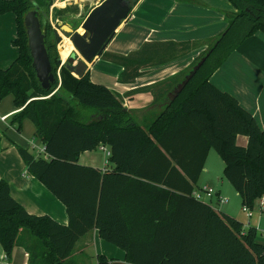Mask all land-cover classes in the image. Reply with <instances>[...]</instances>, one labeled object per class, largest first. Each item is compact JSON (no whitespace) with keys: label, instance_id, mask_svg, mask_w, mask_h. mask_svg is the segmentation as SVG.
<instances>
[{"label":"trees","instance_id":"16d2710c","mask_svg":"<svg viewBox=\"0 0 264 264\" xmlns=\"http://www.w3.org/2000/svg\"><path fill=\"white\" fill-rule=\"evenodd\" d=\"M137 1L129 0L131 8ZM229 1L236 10L226 16L225 29L199 58L208 53L204 63L176 95L192 69L182 78L188 67L135 90L151 91L153 103L162 104L140 122L123 98L93 81L89 71L77 77L61 63L49 21L53 0H0V14L15 15L13 45L19 50L10 66L0 67V101L13 95L20 109L12 117L18 130L25 118L35 125L34 137L44 143L45 155L22 146L18 152L29 173L65 205L69 218L61 224L47 214L27 212L8 182L0 180V243L7 257L21 245L30 264H78L71 258L77 241L97 228L102 239L126 253L124 261L100 254L97 264H264V243L254 225L245 227L194 195L212 149L242 206L255 209L264 194V129L234 95L210 80L246 38L264 33V0ZM34 9L55 75L48 90L36 77L24 24ZM190 47L169 40L146 42L128 55L106 54L127 63L116 61L124 66L118 79L132 83L142 68L171 61L176 50ZM241 135L247 137L245 145L237 141ZM100 145L109 147L108 168L79 162L82 152ZM22 229L31 242L22 243Z\"/></svg>","mask_w":264,"mask_h":264},{"label":"crops","instance_id":"0c3cea01","mask_svg":"<svg viewBox=\"0 0 264 264\" xmlns=\"http://www.w3.org/2000/svg\"><path fill=\"white\" fill-rule=\"evenodd\" d=\"M81 1L82 0H53L49 12L50 18H54L55 16L53 12L54 7L59 10L69 3H81ZM100 1L101 0L90 2L91 8L98 5ZM147 2L148 0H139L133 5L129 15L121 22L115 36L105 51L128 55L130 52L138 50L146 42L169 41L165 33L157 29L142 27L143 24H145V19L150 21L149 18L151 19L153 17L154 10L150 9V5L143 10V6L146 5ZM219 2L223 3V7L231 5L234 11L236 10L229 0H219ZM154 7L157 10L159 9V11L165 8L167 10L166 13L168 11L171 13L178 9V14L174 17V22L178 24L182 22V20H188L186 18L187 15L194 11L193 4L190 2H181V4H178L170 1L167 5H159L160 8ZM57 19L58 18H56V20ZM222 20L225 21L224 17H222ZM187 24L188 23H186V25ZM224 24V26L227 25V23ZM218 30L220 29L212 31L211 34L213 35L211 38L216 36ZM16 36L15 15L11 12L0 14V67L2 68L10 66L18 56V47L13 45V40ZM173 41L190 43L193 48L188 53L186 52L185 55L191 54L193 56L184 59L181 57L174 58L166 63L146 66L141 69L142 75L137 77L132 83L119 81L118 78L123 72L124 66L109 60H104L101 58L103 53L89 63L90 66L87 70L90 72V77L93 81L98 83L102 82L117 92L123 98L124 106L133 110L135 118L141 122L150 117L149 114L151 111H158L162 107V104H153V94L151 91L135 90L152 86L156 82L169 78L177 72L186 69L193 62L195 57L208 46V40L194 42L191 40H184L180 37L178 39H173ZM198 46H203L204 48L201 47L203 49L194 50ZM210 80L220 89L234 95L239 103L254 115L259 125L264 129V33L258 31L246 38L227 57L224 63L216 69L211 75ZM19 110L20 109L14 104L13 95H7L1 99L0 180H6L8 182L11 195L23 205L27 212L36 215L47 214L57 222L67 224L69 218L65 205L40 180L29 173L26 164L18 152L17 146H22L28 148L37 155H45L44 143L41 139L34 137L36 127L30 119H23L21 130L17 129V123L13 122L12 117ZM2 116H6V118L2 119ZM237 141L239 144L245 145L247 143V137L243 135L238 136ZM101 146H103L104 149H102ZM98 149L106 152L109 158V147L100 145L95 150L82 152L79 156V162L103 169L108 168L109 164L99 163L97 161L95 151ZM210 152L196 189L203 187L214 189L216 195H213L210 200L215 198L220 202L219 196L226 198V202L214 204L210 201V204L214 209L223 210L236 217L243 222L245 227L254 225L258 231V240L264 243V208L260 210L257 203V207L251 210L250 216L243 210L239 194L229 181L221 176L224 165L222 164L215 172L211 171L210 166H208ZM107 161L108 160H106V162ZM205 201L208 202L207 199ZM100 254H104L109 259H116L119 261H124L126 258V253L123 249L102 239L99 236L98 229L93 228L77 241L71 258L82 264H97L96 258ZM83 258H93V260L85 262ZM0 264H30L29 253L23 246L17 245L14 247L11 255L7 257L0 243Z\"/></svg>","mask_w":264,"mask_h":264},{"label":"water","instance_id":"95a60500","mask_svg":"<svg viewBox=\"0 0 264 264\" xmlns=\"http://www.w3.org/2000/svg\"><path fill=\"white\" fill-rule=\"evenodd\" d=\"M131 11L129 0H101L98 5L90 9L87 15L80 21L79 25L72 28L69 23L58 22L57 26L62 34L69 37L73 43L75 53L67 58L66 67L77 77L87 72V64L99 57L107 48L121 22L127 18ZM24 24L28 38V47L32 57V66L41 86L48 90L55 81L52 64L44 43V33L41 21L36 9L30 10L24 17ZM82 27L83 32L78 29ZM57 42L62 36L56 31ZM208 53L203 56L186 75L185 79L174 90L178 93L189 81L199 67L204 63ZM63 63V62H61Z\"/></svg>","mask_w":264,"mask_h":264},{"label":"rangeland","instance_id":"374dc122","mask_svg":"<svg viewBox=\"0 0 264 264\" xmlns=\"http://www.w3.org/2000/svg\"><path fill=\"white\" fill-rule=\"evenodd\" d=\"M93 1H96V0H82L81 3H79V2L78 3H69L67 5L68 7L66 9H65L66 6L64 8H62L63 11L59 12L58 14H57V11H58L57 8L54 7L53 12L56 15V18H58V19L56 20L53 17L50 18V16H49V21L52 24V27L62 36L63 35L62 30L57 26V23L58 22H61V23L67 22V23H69V25H71L72 28L76 27L77 25H79L80 21L87 15V13L90 11V9H91L90 2H93ZM170 1H172L173 3L176 2L178 4L179 3L181 4V2L182 3L190 2L193 4L194 11L191 12V14L189 13L187 15L186 18L188 20H182V22H180L181 24L180 23L178 24L177 22H174V17L176 16V14H178V9H176L174 12L170 13L168 11L166 13L167 10L165 8H163L162 11H159V9L157 10L154 7V6H156V7L160 8L159 5H161V4L167 5ZM74 5H76V7H74ZM149 5H150V9L154 10L153 17L151 19L149 18L150 21L145 19L144 20L145 24H143L142 27H145L147 29H150V28L157 29L158 31L165 33L168 37V40L178 39L181 37L184 40H191L194 42L209 40V42H207V43H211L210 41H212L211 40L212 39L211 36L213 35V34H211L212 31L220 29V30H218V33L220 34L225 29L224 27H226V26H224L225 25L224 23H227V17L226 16L230 12L234 11V9L232 8L231 5H226V7H223L224 6L223 3L219 2V0H192V1L191 0H148L146 5L143 6V10L145 8H147ZM208 8H210V9H208ZM162 12H164V13H162ZM221 16L224 17L225 21L222 20ZM186 21H190V22H186ZM186 23H188V24L186 25ZM218 33L216 34V36L219 35ZM207 43H206V46H207ZM61 45H63L62 40L57 43V50H58V53L60 55V60L63 63H67L68 62L67 58L65 60H62V58H61V54L59 52V46H61ZM201 47H203V46H198L194 50H201L204 48V47L203 48H201ZM207 47L204 50H202L195 57V59L193 60L194 63L192 62L193 64L191 63L192 65L188 66V68L184 71L185 73H183V75H181V78H182V76H184V74L188 73V71L193 68L194 64H196V62L202 56V54L207 49ZM192 48H193V46L190 47L188 50H181V49L176 50L175 53H172L171 57H173V59L174 58H180V57L182 59L187 58V57L191 58L193 55H191V54L185 55V53L186 52L188 53ZM105 50H107V48ZM106 52L107 51H105V53L103 52L102 57H101L104 60H109L113 63H117L116 61L126 63L120 58L118 59L115 56L107 55ZM74 53H75V51H73V49H72L70 55H72ZM78 57H79V55L76 54L74 58L77 59ZM87 66L89 67L90 64H87ZM73 103H76L75 100H73ZM153 104L159 105L161 103H153ZM79 107L82 109L81 106H79ZM156 113H158V111L154 110V111H151V113L149 115L152 116V115H155ZM95 152H96L95 155H97V161L99 163L101 162V163L109 164L108 161L106 162V160H108V156L106 155V152L99 150V149L96 150ZM222 164L224 165V162L222 161L221 157L219 156V154L217 153L216 150L212 149L210 152L209 165H208V166H210L211 171L215 172L216 169L217 168L219 169ZM109 166H110V164H109ZM221 176L224 177L223 171L221 173ZM207 200L209 203H210V201H212L214 204L220 203L215 198L214 199L212 198L211 200H210V198H208ZM220 211H223V210H220ZM22 230H23V235L25 236V237H23L22 243H24L25 241L31 242L30 235H29V232L27 231V229H22ZM83 260H85V262L86 261L89 262V261L93 260V258H83ZM75 261L78 264L81 263V262H78L77 260H75ZM83 264H85V263H83Z\"/></svg>","mask_w":264,"mask_h":264},{"label":"built area","instance_id":"2783aa9c","mask_svg":"<svg viewBox=\"0 0 264 264\" xmlns=\"http://www.w3.org/2000/svg\"><path fill=\"white\" fill-rule=\"evenodd\" d=\"M2 119H5L6 116H2ZM102 149H104L103 146H101ZM108 154H110V150L108 151ZM194 195L202 200H206L208 198H211L213 195H216L214 189L210 188V187H203L200 189H196L194 191ZM219 201L220 202H226V198L219 196ZM258 206L260 208V210H262L264 208V197L263 195L258 199ZM243 210L246 211V213L250 216L251 215V209L243 206Z\"/></svg>","mask_w":264,"mask_h":264},{"label":"bare ground","instance_id":"6f19581e","mask_svg":"<svg viewBox=\"0 0 264 264\" xmlns=\"http://www.w3.org/2000/svg\"><path fill=\"white\" fill-rule=\"evenodd\" d=\"M78 31L83 32L82 27H80ZM62 42H63V45L59 46V52L61 54L62 60H65L71 53L72 49L75 52H76V49L73 43L71 42L70 38L65 35H62Z\"/></svg>","mask_w":264,"mask_h":264}]
</instances>
